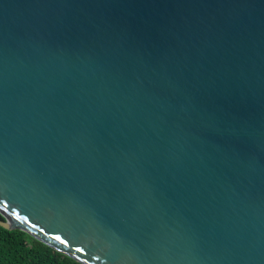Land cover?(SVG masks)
Masks as SVG:
<instances>
[{
    "label": "water",
    "instance_id": "water-1",
    "mask_svg": "<svg viewBox=\"0 0 264 264\" xmlns=\"http://www.w3.org/2000/svg\"><path fill=\"white\" fill-rule=\"evenodd\" d=\"M0 214L83 264H264V0H0Z\"/></svg>",
    "mask_w": 264,
    "mask_h": 264
},
{
    "label": "trees",
    "instance_id": "trees-1",
    "mask_svg": "<svg viewBox=\"0 0 264 264\" xmlns=\"http://www.w3.org/2000/svg\"><path fill=\"white\" fill-rule=\"evenodd\" d=\"M0 219L4 217L0 214ZM0 264H83L21 229L0 226Z\"/></svg>",
    "mask_w": 264,
    "mask_h": 264
}]
</instances>
